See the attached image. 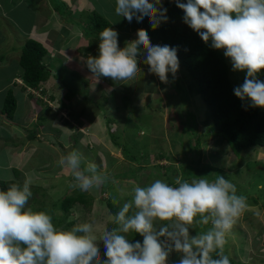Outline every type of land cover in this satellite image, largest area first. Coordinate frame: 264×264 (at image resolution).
Here are the masks:
<instances>
[{
  "label": "rangeland",
  "instance_id": "obj_1",
  "mask_svg": "<svg viewBox=\"0 0 264 264\" xmlns=\"http://www.w3.org/2000/svg\"><path fill=\"white\" fill-rule=\"evenodd\" d=\"M48 2L47 0H0V15L8 21L0 30L3 39H12L22 45L30 38L27 36L28 33L35 31L39 42L47 52L43 63L52 71L51 77L38 90L26 92L29 102H26L28 107L27 112L25 111L26 116L20 112L22 103L17 100L14 117L25 118V122L35 120V126L36 120L39 121L37 112L42 111L45 116L43 126L53 130L49 132L42 127L40 131L38 126L39 135L37 138L34 135L32 139L26 132L17 130L14 131L16 134L14 139L13 136H6L4 131H8L4 124H0V180H15L17 176L22 185L26 179L30 181L33 193L28 205L31 204L32 199H41L44 205L43 211L48 213L51 203L58 202L73 193L85 192L70 187L74 180L70 172L58 164L63 154L59 152L57 142L63 144L61 150L65 154L77 150L82 155L83 166L89 161L94 162L98 165V171L109 178L108 173L117 172V168L125 162V159L110 142L108 127L112 131L117 128L116 134L119 140L125 141V138L133 133L131 125L138 124L141 131L135 139L140 142L148 139L152 145L142 156L137 153V157L141 159L140 165L131 164L132 167L142 166L150 170L157 164L165 168L172 165L171 168L177 167L178 170L187 162L186 157L192 156L197 167L203 165L221 167L223 174L227 175L225 177L245 191V195L243 193L242 195L246 197L248 207L227 236L224 253L235 264L238 262L264 264V152L254 147L238 155L233 154L221 136L211 133L213 131L211 125L204 123L208 118V110L199 96L189 88L188 76L184 70L179 67L175 76L168 74L167 84L162 83L158 76L149 73V66L143 63L146 52H142L138 58L142 72L129 84H120L104 77L96 82L92 78L85 60L89 55H98L99 41L95 40L88 31L89 35L84 36V29L88 28L85 21L87 14L91 11L100 14L111 28L118 32V43L121 48L137 39L136 20L133 19L129 23L125 18L117 16L114 10L115 0H84V2L48 0ZM54 5L58 11H61L62 17L69 19L68 22L52 15L50 8ZM43 24L45 27L42 26ZM13 28H15L14 33L11 32ZM87 41L89 42L86 43ZM88 45L90 50L86 52ZM219 51L224 56V50ZM224 58L233 88L240 86L244 82L246 73L233 71L230 58L225 56ZM12 72H20L15 63L10 68L0 71V84L5 78L12 76ZM258 78L264 81L261 72ZM15 83L18 82H10L6 90L17 87ZM69 88L73 90L72 98L66 100L64 96L69 93ZM122 97L127 98L126 107H122L124 105ZM1 98L0 94V106ZM93 102L98 109L92 105ZM116 106L119 110H116ZM46 108L49 110L47 111ZM121 116L125 121L121 123L129 124L123 134L120 133L124 127L120 125ZM106 119L115 120L116 123L108 125ZM128 119L133 123H129ZM194 127L195 131H193ZM28 132L33 133L32 128ZM141 132L144 137H140ZM8 133L10 135L12 132ZM20 134L27 142L20 138ZM178 141L199 142V146L194 153L183 155ZM22 142L26 148H23ZM14 148L16 152L23 148L17 153V157L10 151ZM187 150L190 151V148ZM21 153H23L22 158ZM157 154L164 157L155 159ZM160 173H164V169H161ZM133 176L134 179L128 176L126 178L119 176L115 179L111 177L99 190L87 191V194L92 193L94 196L90 210L84 211L80 206L74 205L66 215L65 222L72 225L92 223L95 234L101 237L105 230H110L116 225L108 209L103 203H98L97 199L110 201L119 211L123 203L131 199L134 186L146 180L147 172L141 169ZM147 184L150 182L147 181ZM35 188L38 190H34ZM42 194L44 197L41 196ZM98 204L100 206H97ZM51 213L54 218L61 217L57 209H53ZM209 227L210 224L203 231ZM169 258L175 263L168 260V264H177L181 257L173 252Z\"/></svg>",
  "mask_w": 264,
  "mask_h": 264
},
{
  "label": "clouds",
  "instance_id": "obj_2",
  "mask_svg": "<svg viewBox=\"0 0 264 264\" xmlns=\"http://www.w3.org/2000/svg\"><path fill=\"white\" fill-rule=\"evenodd\" d=\"M174 2L184 13L183 22L205 44L210 41L212 48L224 50L232 70L246 73L244 82L233 89L234 95L250 101L251 107L264 108V81L258 78L264 70V0ZM114 10L129 23L147 17L154 30L168 20L162 0H115ZM136 30L137 39L123 48L113 28L99 33L98 55L85 60L96 82L104 77L129 84L142 72L138 59L142 52H146L143 63L149 66V73L162 83L169 82V73L175 76L179 70L177 48L152 45L146 30ZM19 80L16 86L28 89L20 76ZM34 124L35 120L14 129L29 134L32 128V136L37 138L38 126L42 131L44 123L36 120ZM58 164L70 172L74 180L70 187L81 191L99 190L109 179L94 162L82 168L77 150L62 155ZM175 185L156 179L146 186H134L131 199L112 217L116 226L105 230L98 240L92 223L57 227L49 213L29 207L32 192L27 179L23 185L11 184L0 190V264H168L173 252L181 254L177 264H231L224 246L248 207L246 197L238 195L236 186L223 175L214 181L207 176L191 181L177 177ZM194 223L211 227L191 235ZM129 233L142 236V243L130 242ZM98 241L105 248L104 260L100 259ZM213 253L218 258H213Z\"/></svg>",
  "mask_w": 264,
  "mask_h": 264
},
{
  "label": "trees",
  "instance_id": "obj_3",
  "mask_svg": "<svg viewBox=\"0 0 264 264\" xmlns=\"http://www.w3.org/2000/svg\"><path fill=\"white\" fill-rule=\"evenodd\" d=\"M181 2L186 3V0H181ZM47 3H49L48 0ZM162 3L163 6L167 8V22L161 23L159 27L154 30L149 19L147 17H144L142 21H136L135 29L142 28L146 30L150 37V41L153 43L159 44L161 46L169 45L170 47L177 48L179 67L182 68L188 76L189 88L199 96L203 105L208 110V118L204 123H209L211 125L213 129L211 133L213 135L221 136L222 139L227 143L230 151L233 154L238 155L254 147H257L264 152V108L251 107L250 101H242L234 95V88L228 77V65L222 53L219 50L212 48L210 41L208 44H205L201 40L199 35L183 22L182 17L184 13L176 6L174 0H162ZM51 8L50 10L55 18L60 17V20L62 19L61 21H69V19H65L64 17H62L61 11H58L55 5ZM56 14L58 16H56ZM89 14H87V18L85 20L87 21L88 28L86 29L84 27V36L87 37L89 35V32L95 40L99 41V33L104 28H111V25L100 14L94 11H91ZM82 37L80 39H82ZM88 42L89 41H87L86 43ZM19 49L20 53L17 64L21 70L19 75L22 83L30 90H38L39 87L45 84L52 75V71H50V69H48L43 63V59L46 56V50L40 42L34 39H27L23 42L22 46ZM89 50L90 48L88 45V47H86V52H89ZM93 54L95 55V52H93ZM261 74L264 77V70L261 71ZM68 92L69 93L65 94L64 97L66 100H71V93H73V90L69 88ZM102 99L104 100V96L102 97ZM121 100H123L122 103H124L122 107H126L127 98L122 97ZM93 103L92 105H94V107L98 109L96 107L97 105ZM60 108H62V106H60ZM15 109V98L12 92L10 90H7L3 98L0 115L1 117H4L6 119H12ZM46 110L48 111L49 109L46 108ZM116 110H119L117 106ZM43 113L44 112L42 111L41 113L37 112V118L39 120L37 121L38 124H42L43 121H45V116L43 115ZM80 114L77 115L79 116ZM122 118L123 117L121 116L119 121L120 125H123L125 127H123L124 130L122 129V132H120L123 134L125 132L126 126L129 124H122L123 122H125ZM105 122H107L108 125L109 123H116L115 120L108 119H106ZM129 123H133L131 119L129 120ZM131 126H133L131 131L133 133L125 138V141L119 140V136L118 134H116L117 128H114V130L112 131L111 128L108 127L107 133L110 142L120 151L122 157L125 159V162H122L117 168V172L108 173V175L110 176L109 178L114 177L115 179L119 176H123L124 178H126L128 176L134 179L135 177L133 176V174L143 169L145 172H147L146 180H143L142 183L136 182L138 183L137 185L146 186L149 185L147 184V181L151 184L154 180L161 179L167 182L170 186H176L175 179L178 175V177H181L183 180L198 179L200 177L207 176L210 181H214L218 175H223L224 177L227 176L223 174V170L221 167H212L210 165L197 167V165H195L196 163L194 162L195 158L192 156L189 158L186 157L187 162L181 165V169L178 170L177 167L171 168L173 167L172 165L171 167L165 168L157 166V164L150 170L142 166H139L138 168L132 167L131 164L140 165L141 159L137 157V153L142 156L143 153H146L148 151V147L152 144L148 139H143V141L141 142L138 139L136 140L135 136L138 135L141 129L139 128L138 124H132ZM195 127L193 131H195ZM32 135L33 133L28 134V137L32 138ZM141 135L142 136L140 137H144L142 132ZM178 144L183 155L194 153L199 146V142L178 141ZM56 145L60 150L59 152L63 155H66L63 150H61L63 149V144L57 142ZM186 147L187 149L190 148V151H188ZM163 157V155L157 154L155 159H162ZM81 167L83 168L84 166L81 164ZM161 169H164V173H160ZM14 183L22 185L18 181L17 176L15 180H0V190H6L11 184ZM235 186L237 188L238 195H242V193L245 195V191H243V189H241L239 185ZM34 190L38 189L35 188ZM41 196L44 197V194H42ZM93 201L94 196L92 193H73L72 195L61 198L58 202L51 203L48 213L52 216V210L57 209V211L61 214V217L54 218L52 216L54 225L57 227L68 229L74 226L71 223L65 222V217L69 213V210L74 205H78L84 211H89ZM97 201L98 203H103L104 207L108 209L112 216L117 213L118 208L114 206L110 201L102 199H97ZM35 205H38V207H35ZM28 206L32 207L33 210L43 211V200L32 199L31 204H29ZM97 206L100 205L98 204ZM208 226L209 225L194 223L192 228L190 229V234L196 235L197 233L205 230ZM96 235L97 239L99 240L100 235ZM127 237H129V241L132 243H135L136 241H140L142 243L143 241V237L137 233H129ZM97 244L100 248V259H106V256L104 255L105 248L103 242L98 241ZM175 254H177L178 257H181L180 253L175 252ZM212 255L213 258H218L216 253H213ZM170 260L171 262H174L172 259ZM231 264L235 263L231 261ZM237 264L242 263L238 262Z\"/></svg>",
  "mask_w": 264,
  "mask_h": 264
},
{
  "label": "crops",
  "instance_id": "obj_4",
  "mask_svg": "<svg viewBox=\"0 0 264 264\" xmlns=\"http://www.w3.org/2000/svg\"><path fill=\"white\" fill-rule=\"evenodd\" d=\"M81 2H84V0H81ZM72 8H74V7H72ZM4 23H8V21L6 19H4V17L2 15H0V30L3 29L2 27H3ZM43 27H45V24H43ZM11 32L14 33L15 32V28H13ZM27 36H29L32 39H35V40L39 41V38L37 37L35 31H31V33H28ZM0 37H1L0 38V71H4V70L10 68L14 63L17 65V59H18V55H19V51H20L19 48H20L21 44L15 42L12 39H8V38L7 39L6 38L3 39V37L1 36V31H0ZM19 71H20V69H19ZM19 73L20 72H12V76H9L8 78H5L3 83L0 84V94L2 95L1 106H2V103H3V98H4V94H5L7 85L10 82H12V81L19 82L20 81L19 80V76H20ZM9 90L12 91V94H13V96L15 98L16 108H17V100H20V102L22 103V106L20 107V112L22 114H25L24 112L26 111V108H28L27 107V103H29L28 100H27V97H26V92L27 93L29 91L31 92V90L27 89V88L24 89L19 84H18L17 87H15L13 89L9 88ZM1 106H0V109H1ZM15 111H16V109H15ZM25 121H26L25 118H23V119L21 117L16 118V117H14V114H13L12 119L3 118L0 115V124H4L8 132H12L9 135L8 132L3 130L6 133L7 137H12V136H13V138L16 137V134H15L14 131H17V130H15L14 128L15 127L24 128L26 125H28L30 123V122H25ZM45 129H46V131L53 132V130H51L50 128L46 127ZM22 133H24V131H22ZM20 138L24 139V136L22 134H20ZM24 142H27V140H25ZM24 142H22V146H23V148H26ZM18 146H19V144H18ZM22 149L19 150L18 152L15 151V148L10 150V151L14 154V156H16L17 153L22 151ZM22 154L23 153H21V158H22ZM170 259L171 258H169V260ZM173 263H175V262H173Z\"/></svg>",
  "mask_w": 264,
  "mask_h": 264
}]
</instances>
